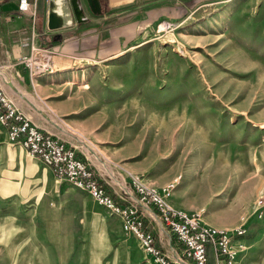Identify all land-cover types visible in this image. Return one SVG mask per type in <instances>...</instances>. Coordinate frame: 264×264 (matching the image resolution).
Wrapping results in <instances>:
<instances>
[{
  "label": "rangeland",
  "instance_id": "obj_1",
  "mask_svg": "<svg viewBox=\"0 0 264 264\" xmlns=\"http://www.w3.org/2000/svg\"><path fill=\"white\" fill-rule=\"evenodd\" d=\"M171 1L130 0L127 20L107 22L129 26L119 57L80 61L42 91L11 80L10 97L123 206L136 202L138 183H173L169 204L218 227L245 224L236 261L264 264V0H194L159 14ZM17 146L33 167L27 191L7 197L0 187V264H152L122 213ZM138 206L156 222L153 204Z\"/></svg>",
  "mask_w": 264,
  "mask_h": 264
},
{
  "label": "built area",
  "instance_id": "obj_2",
  "mask_svg": "<svg viewBox=\"0 0 264 264\" xmlns=\"http://www.w3.org/2000/svg\"><path fill=\"white\" fill-rule=\"evenodd\" d=\"M19 9L35 18L34 1L19 0ZM28 44L30 53L19 56L17 62L27 67L32 75L52 69L51 49L35 45L32 37L24 39L23 45ZM0 123L7 128L10 140L20 142L29 153L39 156L59 177H66L76 185L89 189L100 203L122 213L125 218V230L137 237L141 249L152 264H185L188 259L194 264H210V248L215 254L214 264H238L236 258L239 252L244 250L245 244L237 242L235 238L246 233L245 224H240L233 230L218 227L205 222L198 212H186L172 206L166 198L171 194L173 183L164 186L161 191L138 183L136 202L125 206L119 204L98 183L95 172L86 159L82 158L72 145L42 129L20 110L1 83ZM150 204L157 208V214L166 231L182 244L181 256L177 260H173L157 243L152 225H147L139 214L138 205ZM257 205L259 215L263 216L264 196L258 198Z\"/></svg>",
  "mask_w": 264,
  "mask_h": 264
},
{
  "label": "crops",
  "instance_id": "obj_3",
  "mask_svg": "<svg viewBox=\"0 0 264 264\" xmlns=\"http://www.w3.org/2000/svg\"><path fill=\"white\" fill-rule=\"evenodd\" d=\"M31 1L35 2V18L30 13L19 9V0H0V44L5 55V57H0V69L10 73L7 77L0 75V83L9 95L14 92L11 80H16L21 85L23 82L29 81L42 91L51 82L60 83L62 80H67L72 70L78 71L77 69L70 70L68 68L77 65L80 61L114 59L119 57L122 50L126 48L128 36H122L124 32L122 27L129 29V26L124 24H112L111 26L107 22L111 18H115L119 22L127 20L128 17L126 16L128 13L124 14V11L131 4L130 0H105L107 9L101 14L94 13L91 17L88 15L89 6L86 0H82L88 19L77 22L73 16L72 24L62 27L60 29L61 32H56L55 35L60 33L61 37L55 39V35H52L53 33L48 27L49 0ZM192 2L194 3V0H177L174 5L172 1L162 4L160 9L164 11L159 14L165 13L169 15L171 11L177 12L178 8H188ZM109 28L111 29L109 30ZM31 37L35 45H44L52 51L53 66L52 71L48 74L44 73L45 75L33 77L27 67L24 65L21 67L17 62L19 56L30 53V45H23V42L25 38L30 39ZM17 145V141L9 139L7 128L0 123V187L4 192L2 196L9 197L18 194L19 190L17 188L22 189L23 187L25 191L28 188L26 185L23 186L25 183L24 177H29V169L33 167V163L30 165L24 164L26 160L25 150ZM23 175L25 176L23 177ZM149 211L152 219L156 220V222L148 221L152 225L157 243L167 251L173 260H177L181 256L182 244L166 231L165 225L160 220L157 212L150 208ZM145 216V221H147L149 217ZM155 216L159 217H156L158 220ZM237 242L245 243V240ZM188 260H186L185 264H194L191 260ZM210 261L212 264L215 262V254L212 248H210ZM238 264L250 263H242L239 260Z\"/></svg>",
  "mask_w": 264,
  "mask_h": 264
},
{
  "label": "water",
  "instance_id": "obj_4",
  "mask_svg": "<svg viewBox=\"0 0 264 264\" xmlns=\"http://www.w3.org/2000/svg\"><path fill=\"white\" fill-rule=\"evenodd\" d=\"M86 2L93 13L103 12L102 0H86ZM73 16L77 22L88 19L82 0H49L48 27L50 30L61 29L72 24ZM60 37V33L55 35V38Z\"/></svg>",
  "mask_w": 264,
  "mask_h": 264
},
{
  "label": "trees",
  "instance_id": "obj_5",
  "mask_svg": "<svg viewBox=\"0 0 264 264\" xmlns=\"http://www.w3.org/2000/svg\"><path fill=\"white\" fill-rule=\"evenodd\" d=\"M102 4H103V11L105 9H107V4L105 3V0H102ZM115 198V197H114ZM116 202H118L119 204H122L117 198H115Z\"/></svg>",
  "mask_w": 264,
  "mask_h": 264
},
{
  "label": "bare ground",
  "instance_id": "obj_6",
  "mask_svg": "<svg viewBox=\"0 0 264 264\" xmlns=\"http://www.w3.org/2000/svg\"><path fill=\"white\" fill-rule=\"evenodd\" d=\"M4 74H5V73H4ZM4 76H5V75H4ZM5 77H6V76H5ZM6 79H9V78H6ZM18 84H19V83H18ZM18 86H19V85H18ZM15 89H16V88H15ZM18 89H19V88H18ZM16 91H18V90H16ZM21 92H22V91H21ZM21 92H20V93H21ZM22 94H23V93H22Z\"/></svg>",
  "mask_w": 264,
  "mask_h": 264
}]
</instances>
